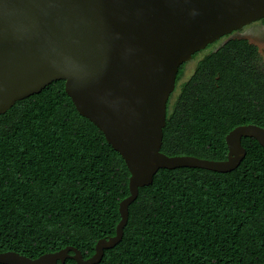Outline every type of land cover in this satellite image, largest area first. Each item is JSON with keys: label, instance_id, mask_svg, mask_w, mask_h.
<instances>
[{"label": "trees", "instance_id": "1", "mask_svg": "<svg viewBox=\"0 0 264 264\" xmlns=\"http://www.w3.org/2000/svg\"><path fill=\"white\" fill-rule=\"evenodd\" d=\"M246 58L243 69L217 67L230 83L212 95L197 88L196 75L182 81L179 67L161 151L224 159L230 129L264 127V60ZM241 142L246 154L228 172L158 169L129 205L121 240L96 264H264V147L253 137ZM128 178L63 79L17 100L0 114V251L36 257L74 245L90 256L99 238L115 233Z\"/></svg>", "mask_w": 264, "mask_h": 264}, {"label": "water", "instance_id": "2", "mask_svg": "<svg viewBox=\"0 0 264 264\" xmlns=\"http://www.w3.org/2000/svg\"><path fill=\"white\" fill-rule=\"evenodd\" d=\"M264 17V0H0V114L17 100L64 80L77 111L119 152L129 171L115 233L94 252L67 245L30 257L0 251V264L98 263L123 236L128 207L160 168L235 169L242 137L264 147V127L238 124L225 134L224 159L161 151L167 101L179 67L221 36Z\"/></svg>", "mask_w": 264, "mask_h": 264}, {"label": "flooded vegetation", "instance_id": "3", "mask_svg": "<svg viewBox=\"0 0 264 264\" xmlns=\"http://www.w3.org/2000/svg\"><path fill=\"white\" fill-rule=\"evenodd\" d=\"M257 21H259V23L264 22V17ZM241 28L221 36L219 39L196 51L191 57L194 61V65L190 70H187L188 74L185 73L186 68L184 63V78L182 77V81H186L190 78V76L196 75L195 84L197 88L199 90H204L207 95H212L213 91L219 92L225 90L230 83V81L222 80L221 73L217 71L218 66H220L223 70L230 72L232 69L244 68L241 61L243 56L245 59L244 61L248 59L246 57H249V60L252 61H255L257 57H261L262 59L263 50L260 49L256 43L252 42L249 37L239 34L243 31ZM240 39H244L246 42L254 45V50L240 43L227 44L230 40ZM216 53L218 54L215 55ZM217 57L218 59H216ZM185 74L187 75L185 76ZM179 82L180 81H175V88ZM169 102L170 99L167 101V111Z\"/></svg>", "mask_w": 264, "mask_h": 264}, {"label": "rangeland", "instance_id": "4", "mask_svg": "<svg viewBox=\"0 0 264 264\" xmlns=\"http://www.w3.org/2000/svg\"><path fill=\"white\" fill-rule=\"evenodd\" d=\"M241 29L243 31L240 32L239 34L249 37V39L252 42L256 43L258 47L263 50L262 59L264 60V49H263L264 48V22L259 23V21L256 20L247 25H244ZM193 65H194V61L192 58L186 61L185 62V68H186L185 73H187V70H190ZM187 74H185V76ZM175 90L176 88L173 90V92H171L169 99Z\"/></svg>", "mask_w": 264, "mask_h": 264}]
</instances>
